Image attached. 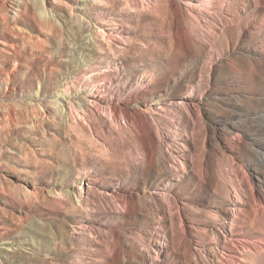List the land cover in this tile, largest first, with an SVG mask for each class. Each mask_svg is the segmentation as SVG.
Listing matches in <instances>:
<instances>
[{"label":"rangeland","instance_id":"374dc122","mask_svg":"<svg viewBox=\"0 0 264 264\" xmlns=\"http://www.w3.org/2000/svg\"><path fill=\"white\" fill-rule=\"evenodd\" d=\"M16 1L0 264H264V0Z\"/></svg>","mask_w":264,"mask_h":264},{"label":"bare ground","instance_id":"6f19581e","mask_svg":"<svg viewBox=\"0 0 264 264\" xmlns=\"http://www.w3.org/2000/svg\"><path fill=\"white\" fill-rule=\"evenodd\" d=\"M16 1V0H15ZM22 2V1H21ZM20 2V3H21ZM17 3H19V2H15L14 3V5H15V7H19V5L17 4ZM19 3V4H20ZM15 10V9H14ZM14 18L12 17V20H13ZM57 96V101L59 100L60 101V104H59V106H60V108L62 109V111H63V108H65L64 110L65 111H67V109H69V106L70 105H72V103L70 102V100H69V98L67 97V95H64V94H59V95H56ZM100 102V101H99ZM59 103V102H58ZM97 105V102H94L93 100H84L83 101V104H82V106H83V108H81L80 110L81 111H83V110H87L88 108H90L92 105ZM57 105V104H56ZM68 106V107H67ZM73 106V105H72ZM72 106H70V108L72 107ZM101 106V105H100ZM67 107V108H66ZM107 107V106H106ZM162 107V106H161ZM80 108V107H79ZM77 109V108H76ZM108 109H112L113 110V112L112 113H115L116 111H117V108H112V107H110V106H108ZM161 109V108H160ZM71 110H72V108H71ZM71 110H69V111H71ZM162 110V109H161ZM136 113V112H135Z\"/></svg>","mask_w":264,"mask_h":264}]
</instances>
